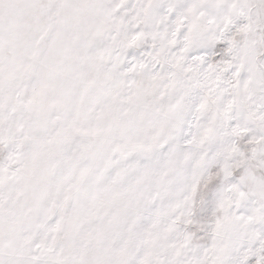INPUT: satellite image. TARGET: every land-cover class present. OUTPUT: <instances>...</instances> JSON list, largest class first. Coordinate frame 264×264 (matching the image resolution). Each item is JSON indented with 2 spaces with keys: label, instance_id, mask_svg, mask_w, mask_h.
<instances>
[{
  "label": "snow or ice",
  "instance_id": "6c2138e0",
  "mask_svg": "<svg viewBox=\"0 0 264 264\" xmlns=\"http://www.w3.org/2000/svg\"><path fill=\"white\" fill-rule=\"evenodd\" d=\"M0 264H264V0H0Z\"/></svg>",
  "mask_w": 264,
  "mask_h": 264
}]
</instances>
